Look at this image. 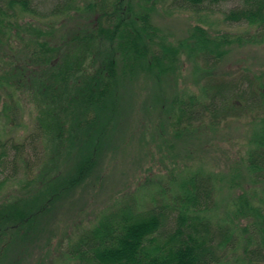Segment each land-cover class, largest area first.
Instances as JSON below:
<instances>
[{"label":"trees","instance_id":"trees-1","mask_svg":"<svg viewBox=\"0 0 264 264\" xmlns=\"http://www.w3.org/2000/svg\"><path fill=\"white\" fill-rule=\"evenodd\" d=\"M143 1L136 6L132 0H87L82 11L78 0H56L47 12L36 0H0V57L9 59L0 90L7 83L34 104L32 131L43 140L35 162L16 175L17 182L25 175L20 189L0 194V264H25L22 255L47 252L56 236L57 205L75 203L81 192L103 184L100 175L109 171L106 154L119 128L117 116L127 111L124 104L133 108L142 79L156 90V110L162 105L159 124L177 141L193 140L199 127H207L210 135L222 123H240L249 114L256 128L242 147L245 154L228 161L223 175L194 166L201 157L190 144L180 156L170 151L180 173L170 169L151 204L125 203L100 214L89 227L77 225L64 249L67 264H264V81L258 84L249 73L229 78L213 73L233 46L264 44V0H233L236 6L225 15L255 33L213 38L194 25L177 42L154 23L152 0ZM222 1L228 0H171L170 6L200 13ZM20 15L22 24L11 21ZM62 15L52 32L35 23ZM7 28L24 47L15 45ZM186 53L196 54L206 67L202 78L191 82L200 86L204 79L200 91L189 89L190 82L180 89L178 61ZM14 102L10 94L7 116L18 110ZM25 147L8 144L0 132V190L16 177H3L10 153L15 151L10 162L16 174ZM222 190L226 194L218 204ZM221 208L225 215L218 218Z\"/></svg>","mask_w":264,"mask_h":264},{"label":"rangeland","instance_id":"rangeland-1","mask_svg":"<svg viewBox=\"0 0 264 264\" xmlns=\"http://www.w3.org/2000/svg\"><path fill=\"white\" fill-rule=\"evenodd\" d=\"M86 1L78 0V6L83 7ZM132 1L137 6L143 0ZM36 2L42 5V10L48 12L53 8L56 0H36ZM170 2L171 0L151 1L155 4L153 21L162 30L161 33L168 34L169 38L175 42L186 38L189 28L194 25L204 28L213 38L219 34L238 36L256 32L255 28L250 25L225 20L226 13L237 4L233 0L222 1L213 5L208 4L200 13H194L191 10H175L170 6ZM144 6L146 5L144 4ZM65 16L37 19L38 21L35 23L44 30L52 32V29H56L51 28V25L54 22L58 23L57 21L60 18H65ZM10 19L12 22L17 20L19 24H22L24 20L22 15L18 19L16 17ZM6 30L9 36L12 35L15 45L19 49L24 47L15 36L14 29L7 28ZM8 60L7 56L0 57V74H3L8 68L6 63ZM178 63L181 90L187 89V82L192 84L194 76L200 78L201 74L206 73L203 69L206 67L200 60L196 59V54H181ZM213 73L223 78L249 73L260 84L264 81V44L233 46L229 55L219 63ZM204 81L203 79L200 82V86L195 84L190 86L189 84L188 88L192 91H200ZM5 84L8 86L7 83ZM6 85L4 86L5 90H0V132L10 145L12 142L26 144L24 151L18 157L16 174L10 162L15 151L10 153V160L7 159L3 177H13L26 173V167L35 162L38 153L42 150L43 140L38 139L32 131L36 122L35 113H37L33 109L35 108L34 104H29L23 92L13 87L8 88ZM135 87L134 89L140 97L135 96L133 98L135 105L131 110L130 106L124 104V107L129 110L126 109V112L123 110L122 116L120 114L117 116L119 128L117 127L118 129L116 128L113 132L114 140L111 139L110 148H107L106 154L109 171L107 174L100 175L103 184L101 186L95 185L81 192L75 203L67 201L65 204H58L52 220L56 236H52L53 242L50 249L47 252H42L41 255L36 252L34 258L22 255L21 259L24 257L27 259L23 263L38 264L39 260H42L44 264H67L66 259L68 258L64 255V249L67 246V241H71L75 236L73 233L74 230H77V225L82 226L84 224V226L89 227L94 222V218L109 211H117L125 203L140 204V208L145 207L146 204H151L150 199L155 195L159 186L167 181L170 169L176 168L177 172L180 173L177 169L178 165L172 161L173 157L170 151L180 156L183 152L182 148L190 144L195 148L196 156L201 157L199 160L193 161L194 166L202 167L216 175L226 174L229 163L240 154H245L242 147L249 142L252 129L256 128V123H251L254 121L252 115L243 117L240 123L236 122L230 125L222 123L218 130L212 131L210 135H208L210 130L207 127H199V132L197 131L193 140L188 142L177 141L168 134V128L165 129L166 126L163 127L159 124L157 113L162 105L157 104L156 110L155 102L152 101L156 95V90L152 88L148 80L145 81L144 79ZM124 90L125 88L122 87L121 92L124 93ZM128 92L133 95L129 90ZM10 94H13L14 103L18 105V110H15L14 115L7 116V110H4V107ZM157 130H161L160 134ZM167 134L168 136H165ZM169 143H175L177 148L171 149L168 146ZM204 146L206 149L202 148ZM180 165L182 167L184 164ZM24 178L25 175L18 182ZM18 182L17 176L14 177L13 182L9 181L8 185L1 188L0 194L5 195L12 188H17L13 190L16 192L21 187H18ZM262 190L260 188V195H262ZM224 194H226L225 190L217 194L216 201L218 204H223ZM225 211L224 208L219 209L217 211L218 218L223 217ZM60 240L62 241V248L60 247ZM13 258L17 259V254H14ZM68 264H74V261L68 262Z\"/></svg>","mask_w":264,"mask_h":264}]
</instances>
